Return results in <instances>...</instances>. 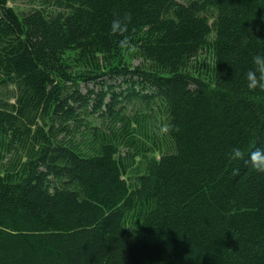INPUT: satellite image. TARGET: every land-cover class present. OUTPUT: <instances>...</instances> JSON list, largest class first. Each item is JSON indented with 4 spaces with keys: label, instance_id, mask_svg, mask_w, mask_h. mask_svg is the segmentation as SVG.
I'll return each instance as SVG.
<instances>
[{
    "label": "trees",
    "instance_id": "obj_1",
    "mask_svg": "<svg viewBox=\"0 0 264 264\" xmlns=\"http://www.w3.org/2000/svg\"><path fill=\"white\" fill-rule=\"evenodd\" d=\"M257 53L264 0H0V264H264Z\"/></svg>",
    "mask_w": 264,
    "mask_h": 264
},
{
    "label": "clouds",
    "instance_id": "obj_2",
    "mask_svg": "<svg viewBox=\"0 0 264 264\" xmlns=\"http://www.w3.org/2000/svg\"><path fill=\"white\" fill-rule=\"evenodd\" d=\"M131 20V14L125 13L123 17L114 19L110 25V31L113 34H123L128 29V22ZM120 47L128 45L127 39L118 41ZM251 65L245 73V86L249 90L260 89L264 90V54H254L251 57ZM244 157V153L239 147H233L228 155L230 161H239ZM247 162L251 168L264 172V149L257 148L248 153ZM236 170L234 169L233 172Z\"/></svg>",
    "mask_w": 264,
    "mask_h": 264
},
{
    "label": "rangeland",
    "instance_id": "obj_3",
    "mask_svg": "<svg viewBox=\"0 0 264 264\" xmlns=\"http://www.w3.org/2000/svg\"><path fill=\"white\" fill-rule=\"evenodd\" d=\"M36 0H7V5L11 8H14L17 11L20 10H27L33 3H35ZM180 1V0H179ZM137 50L136 49H131L128 53H126V57H124L120 63H123L124 65H127L128 67H140L142 68V61L140 57L137 55ZM202 56L206 59V62L209 61L207 58V55L202 54ZM74 58V54H68V59L72 60ZM195 69H198L200 72L204 71L205 68V63L204 62H199L198 64L194 65ZM196 74V73H195ZM113 76L117 75H103L95 80H89L86 82L80 83V90L82 92H85L87 90H91L92 88L95 89L96 91L99 90L100 87H103L102 91H108V88L111 86H117L121 83L120 80L114 78H111ZM116 80V82H114ZM98 82V83H96ZM96 83V84H94ZM103 84V86H101ZM116 92V91H114ZM106 98L104 99V103H108L109 97L106 95ZM118 108H124V113L126 114H132L134 113L137 109L141 108V105L139 102H128V101H122L119 105H117ZM163 116V113L161 112L160 114ZM93 121L97 124L100 123V120L93 117Z\"/></svg>",
    "mask_w": 264,
    "mask_h": 264
}]
</instances>
